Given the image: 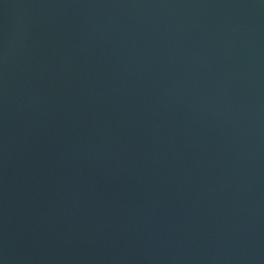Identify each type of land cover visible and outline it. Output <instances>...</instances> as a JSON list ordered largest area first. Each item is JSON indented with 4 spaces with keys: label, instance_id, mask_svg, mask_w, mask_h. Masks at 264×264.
Instances as JSON below:
<instances>
[{
    "label": "water",
    "instance_id": "1",
    "mask_svg": "<svg viewBox=\"0 0 264 264\" xmlns=\"http://www.w3.org/2000/svg\"><path fill=\"white\" fill-rule=\"evenodd\" d=\"M0 264H264V0H0Z\"/></svg>",
    "mask_w": 264,
    "mask_h": 264
}]
</instances>
